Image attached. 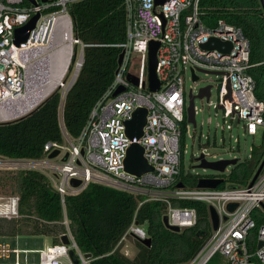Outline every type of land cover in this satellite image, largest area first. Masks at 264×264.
I'll return each instance as SVG.
<instances>
[{
  "label": "built area",
  "instance_id": "1",
  "mask_svg": "<svg viewBox=\"0 0 264 264\" xmlns=\"http://www.w3.org/2000/svg\"><path fill=\"white\" fill-rule=\"evenodd\" d=\"M78 1L81 0H0V123L28 114L56 88L64 98L83 60L82 43L73 34L68 12V6ZM123 3L125 39L117 44L122 48V61L111 85L91 108L79 135L75 138L68 135L61 103L59 119L63 141L46 142L44 157L17 158L0 154V170L36 169L46 175L60 196L62 223L66 227L62 234L67 235L68 243L59 238V242L42 249H22L1 243L0 258L9 259L1 264H90L91 255L87 257L78 247L65 211V197L78 194L89 183L139 196V205L145 201L164 202L168 223L180 230L196 224L197 210L176 205L175 200L203 201L207 207L211 205L218 215V225L183 264H208L216 256L218 264H264V166L255 180L244 186H173L186 151L185 144L181 150V124L186 120L184 75L187 71L194 83L198 72L220 77L218 101L212 104L215 115L222 111V130H232L235 121L242 122L247 135L254 136L258 127L264 128V102L256 98L255 81L247 72L251 65L247 38L239 27L223 19L217 20L214 27H208L201 19L200 0H164L161 4H155V0H123ZM36 14L38 17L27 39L17 44L16 29ZM211 38L230 42L231 49L229 52L207 49L204 44ZM152 41L159 43L156 72L160 87L155 91L148 89L147 57ZM68 44L70 54L66 71L49 89L46 87L49 65L57 50ZM132 53L139 55L134 62H130ZM73 59L74 69L69 76L68 68ZM128 74L137 79V85L128 79ZM207 85H210L211 95L212 85ZM119 86L123 90L112 96ZM192 92L191 88L189 93ZM137 108L146 109L145 123L141 135L130 138L126 125ZM225 118H229L230 123H226ZM185 134L192 137L187 121ZM134 142L142 147L143 157L152 168L139 175L127 171L124 166L127 150ZM55 149L58 154L49 158L48 154ZM252 150L253 147L249 158ZM65 154L67 157L63 160ZM201 154L205 160L210 155L205 148L199 156ZM72 179L79 184L73 185ZM19 200L18 194L0 195V218L21 217ZM230 203H235L232 210L228 207ZM127 235L139 240L148 237L135 217L120 241L123 242ZM70 250L74 251L76 263ZM30 252L38 253L37 262L28 260Z\"/></svg>",
  "mask_w": 264,
  "mask_h": 264
},
{
  "label": "trees",
  "instance_id": "2",
  "mask_svg": "<svg viewBox=\"0 0 264 264\" xmlns=\"http://www.w3.org/2000/svg\"><path fill=\"white\" fill-rule=\"evenodd\" d=\"M201 19L208 27L217 20L241 29L250 46V67L247 72L255 81L254 94L264 102V0H200ZM68 12L73 34L82 43L83 60L77 76L62 99L56 88L28 114L0 123V154L8 157L38 159L45 156L44 144L63 141L59 109L68 135H79L93 105L111 85L118 68L117 46L125 39L123 0H81L71 3ZM74 59L68 71L74 69ZM184 119L181 128V150L185 139ZM264 156V128L260 145L252 155L237 162L229 172L220 173L218 187H239L248 184ZM9 184L10 193L19 195L21 217L0 218V235L20 233L48 235L59 242L66 232L62 223L63 209L58 192L39 170L0 172ZM199 174L184 172L181 167L177 183L194 188ZM126 191L98 183H89L76 195L65 197V211L70 231L84 252L91 255L90 264H176L190 259L211 234L207 204L195 200H175L182 207L197 210V222L180 231L166 228L162 217L166 205L161 201H145ZM135 221L150 238V245L134 238L135 253L128 256L121 250L120 239Z\"/></svg>",
  "mask_w": 264,
  "mask_h": 264
},
{
  "label": "rangeland",
  "instance_id": "3",
  "mask_svg": "<svg viewBox=\"0 0 264 264\" xmlns=\"http://www.w3.org/2000/svg\"><path fill=\"white\" fill-rule=\"evenodd\" d=\"M79 50L80 46L77 45V51L79 52ZM138 57L139 55L137 53H132L130 62L136 61ZM72 73L73 70L69 76ZM197 75L198 79L195 83L191 79L190 71H187L184 75L186 105L188 104V95L191 88L193 95H197L199 88L211 84V95L209 100L206 99V97L199 98L195 96L194 98L196 126L194 127L192 123H188L189 133H191L192 137L185 134L184 149H186V151L182 156V167L183 171L186 173L189 172L202 176H218L220 173L213 169L197 167V164L199 163L198 156L202 152V149L205 148V151L210 154L209 156H206L207 161H215L220 158L230 159L233 157L239 158L240 160L238 162L246 161L251 154V147L260 145L263 128L258 127V131L254 136L247 135L244 133L242 122L237 123L235 121L232 123V130H222V111H218V114L215 115V109L212 104L218 101L217 85L220 81V77L214 73L205 72H198ZM210 101L211 104L208 103ZM209 117L211 119L210 123H208ZM225 119L227 120L226 123H230L229 118ZM216 123H218V125H216ZM233 166L234 165L228 166L225 173L229 172ZM4 171L5 170H0V172ZM9 189L10 187L6 179L1 176L0 195L11 194ZM133 240V236L127 235L121 245V250L128 256H133L135 253ZM1 243H7L10 247L17 246L22 249H42L45 246L52 244L53 239L48 235L20 233L15 236L0 235V244ZM28 260L30 262H37L38 253H28ZM5 261H9V259L0 258V264ZM208 264H218V257H214Z\"/></svg>",
  "mask_w": 264,
  "mask_h": 264
},
{
  "label": "water",
  "instance_id": "4",
  "mask_svg": "<svg viewBox=\"0 0 264 264\" xmlns=\"http://www.w3.org/2000/svg\"><path fill=\"white\" fill-rule=\"evenodd\" d=\"M163 2L164 0H155V4H161ZM37 17H38V14H36L28 23L16 29L15 36H16L17 44L27 39L29 31L34 26V22L37 19ZM158 47H159V43L157 41L150 42L148 46L147 72H148V89L150 91L158 90L160 87V82H159L157 72H156ZM204 47H206L207 49H217L222 52H229V50L231 49V43L228 41L218 39V38H211L208 42L204 44ZM81 56H82V50H81ZM122 57H123V52L121 51L118 56V65L121 64ZM78 70L76 71L77 73H78ZM77 73L75 74V78L77 76ZM127 77L133 84L137 85V79L134 78V76H132L131 74H128ZM193 78L195 79L196 76L193 75ZM209 89H210V85H206L204 87L199 88L197 95H193L192 93H189L188 95V104L185 107L186 121L188 123H192L194 127L196 126V120L194 116V98L195 96L199 98H203L205 96L207 99L210 95ZM122 90L123 88L121 86L117 87L115 91L113 92L112 96H115ZM145 116H146L145 108H137L133 112L132 119L127 121V125H126V132L130 138H133L134 136L138 137L141 135L142 127L145 123ZM57 154H58V150L55 149L48 154V157L52 158L56 156ZM66 157H67V154H65V156L63 157V160H65ZM198 159H199V163L197 164V167L210 168L219 173H224V171L226 170L228 166L235 165L237 163L236 158L222 159V160H217V161H207L204 159L202 154L198 156ZM124 166L127 171L137 174V175L143 172L152 170L151 166L147 164L146 160L143 157L142 147L135 142L132 143L127 150V155L124 160ZM263 166H264V156L251 179V183L255 180V178L257 177V175L263 168ZM71 182L73 185L79 184V181L76 179H72ZM222 182H223V178L221 177H200L197 180L196 186L214 188V187H217ZM177 186L181 187L183 186V184L179 182L177 183ZM234 206H235V203H230L228 205L229 210H232ZM208 212H209V218H210L212 229H216L218 225V220H219L218 215L215 209L211 205L208 206ZM162 222L166 228L172 231H180V228L178 226L170 225L168 223L166 215H163ZM60 239L62 242L68 243V237L66 234H62ZM141 242L143 244L150 245V238L147 237L146 239L141 240ZM260 244L261 242H259V245ZM69 253L71 257L73 258L74 262L76 263L77 258L74 254V251L70 250ZM86 256L88 257L90 256V254L87 253ZM176 264H183V263H176Z\"/></svg>",
  "mask_w": 264,
  "mask_h": 264
},
{
  "label": "bare ground",
  "instance_id": "5",
  "mask_svg": "<svg viewBox=\"0 0 264 264\" xmlns=\"http://www.w3.org/2000/svg\"><path fill=\"white\" fill-rule=\"evenodd\" d=\"M69 44L68 46H62L57 52L55 53V59L51 61V64L49 65L48 69V84L47 88H52L54 84L59 81V79L62 77L64 72L66 71V67L68 65L69 60ZM51 59H52V55Z\"/></svg>",
  "mask_w": 264,
  "mask_h": 264
}]
</instances>
